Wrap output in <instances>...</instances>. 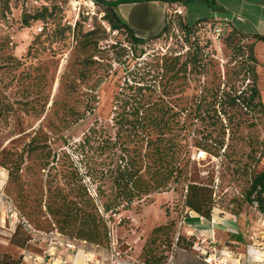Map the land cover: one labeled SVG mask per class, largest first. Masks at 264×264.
<instances>
[{"label": "rangeland", "instance_id": "1", "mask_svg": "<svg viewBox=\"0 0 264 264\" xmlns=\"http://www.w3.org/2000/svg\"><path fill=\"white\" fill-rule=\"evenodd\" d=\"M44 6L56 11L38 37L43 23L25 27L22 17ZM92 7H85L76 19L63 0H0V197L13 201L33 228L47 232L55 229L51 210L62 205L63 193L77 201L89 200L90 209L96 206L104 218L102 227L108 236L99 247L78 245L83 256L89 253L85 261L141 264L147 244L163 264H209L201 254L209 244L203 240L210 238L221 250L234 252L231 264L264 262V214L245 200L251 175L264 168V41L255 42L253 65L263 110L249 114L250 125L227 131L224 146L214 145L212 153L195 147L192 138L208 131L221 138L220 126L213 129L196 122L192 127L196 135L183 141L189 150L183 154L189 160V178L213 188V213L221 215L222 221L199 224L200 219L187 218L192 212L184 205L186 189L173 180L149 196L135 198L127 210L102 214L98 206L116 190L109 175L114 176L131 158L139 166L143 162L145 147L135 125L138 101L131 96L141 93L138 86H145V99L159 100L172 112H180L182 122L188 117L191 123L189 109L184 108L199 96L210 100L217 88L229 89L235 84L243 89L250 80L243 81L241 58L233 56L223 37L215 34V24L224 20L205 18L212 29L203 33L213 39L214 54L203 69L190 65L173 81L163 54L179 48L177 38L166 35L138 46L125 33L110 28L103 18V6ZM178 9L170 5L167 12L179 14L175 13ZM183 15L191 24L207 14L190 9ZM93 29L94 34L85 36ZM123 47L129 51L126 56ZM183 61L184 55L179 64ZM4 103L12 107L10 113H1ZM179 128L173 122L167 138L178 142ZM4 207L8 215L6 202L0 201L1 213ZM163 224H169L166 234H159L161 238L155 242L152 231ZM212 230L216 232L207 235ZM108 237L111 244H107ZM16 239L23 247L16 248L12 239L14 246L1 239L0 258L10 254L18 264H31L24 257L45 254L48 247L39 236L27 242L24 231ZM76 251L67 249L68 254ZM95 251L100 254L97 258L90 255Z\"/></svg>", "mask_w": 264, "mask_h": 264}, {"label": "trees", "instance_id": "2", "mask_svg": "<svg viewBox=\"0 0 264 264\" xmlns=\"http://www.w3.org/2000/svg\"><path fill=\"white\" fill-rule=\"evenodd\" d=\"M63 1L66 3V0ZM94 1L96 4L103 6L105 11L103 18L110 28L125 33L131 42L138 46L148 40L158 39L166 35L170 38H177L179 48L171 50L170 55L167 53L163 54V58L168 63L166 64V72L173 73L171 75L173 81H175V76L180 74V72H187L190 65L203 69L207 58L214 54L213 39L210 36H204L206 33H203L207 29H212V25H209L208 23L210 22L206 21L205 18H199L190 24L185 20L184 15L167 12L164 29L157 35L142 38L136 36L128 24L122 20L115 6L106 5L102 0ZM180 1L188 2L187 0ZM55 11L48 6H44L33 14L25 13L22 17L23 25L30 27L33 22L41 21L43 27L38 33V37H40L47 30L51 19L53 20ZM77 23L76 25H78ZM217 26L215 24L214 30ZM95 31V29L90 30L85 36L92 35ZM221 36L226 47L231 50L232 55L241 58L243 67L241 72L243 70L244 74L243 81L250 80L247 87L242 89L232 84L229 89L224 88L221 90V88H217L211 92L210 100H208L207 96H199L194 104L189 108H184L186 111L189 109L188 114L192 119L191 123H188V117L182 122L180 112H172L170 106H166L159 100L148 101L145 99L143 94L145 86H138L137 89L141 93H134L131 96L138 101L136 114L138 123L134 124L138 125L140 140L143 141L145 147V153L142 154L143 162L139 166L131 158L124 166H120L116 170L114 176L112 174L109 175V177H113V187L116 190L112 198L106 200L102 206H98L102 214L110 213L113 215L122 209L127 210L135 198L149 196L173 180L176 183L184 184L186 189L184 205L188 208V211L195 212L205 219H212L216 205L213 198L214 190L210 186L190 180L188 175L189 160L185 161L186 155H183L188 153L189 150L188 146L183 144V141H188L193 134L196 135L192 128L196 122H202L204 125L213 127V129H217L220 126L223 133L221 138L213 136V131H208L202 136L192 138L195 147L212 153L214 145L218 148L224 146L227 131H231L234 126L250 125L249 114L253 116L263 110L253 65L256 63L255 42L264 41V36L246 34L235 26L229 25V23L225 25L223 33L218 37ZM244 41H250L251 43L243 44ZM122 50L123 56L129 54L126 47H123ZM183 55L185 61L179 64ZM131 88L133 89V86ZM10 110H12V107L9 108L4 103L1 113H10ZM173 122L180 125L178 142L173 141L172 138H167L172 131ZM167 140H172L173 143H165ZM171 146H175V149L172 150ZM170 149L172 152H169ZM168 157L173 159L174 162L167 160L169 159ZM142 169H144V172ZM9 173L10 175L13 174L11 170H9ZM101 195H104V193H101ZM62 198V205L56 210H51V213L56 217V222H54L53 226L69 240L76 243L85 242V245L90 244L94 247L104 245L101 241L108 236V233L107 229L104 230L102 227L104 218L100 215L96 206L90 209L89 200L77 201L70 199L64 193ZM245 200L255 205L264 214V168L261 172L251 175V180L245 193ZM11 202L13 203V201ZM14 206L17 208L15 204ZM168 226L169 224H163L153 229L152 237L155 242L161 238V236H158L159 234H166ZM66 230H71L74 233L68 234ZM22 231L27 234V242L32 239V236L22 226H17L12 241L20 247H23L24 243L18 242L16 238ZM75 233L76 235L74 236L73 234ZM180 239L178 237L177 244H179ZM110 240L108 237L107 244H111ZM192 243H194L192 245L195 247V241ZM143 249L144 255L141 264H163L162 258L153 250H149L147 244L144 245ZM0 264H18V262L10 254H5L0 258Z\"/></svg>", "mask_w": 264, "mask_h": 264}, {"label": "crops", "instance_id": "3", "mask_svg": "<svg viewBox=\"0 0 264 264\" xmlns=\"http://www.w3.org/2000/svg\"><path fill=\"white\" fill-rule=\"evenodd\" d=\"M104 3H118L115 8L122 20L128 24L136 36L149 38L159 34L166 25L167 10L170 5L179 7V10L187 12L194 9L196 12H204L206 17H217L235 26L246 34H260L264 36V0H187L185 3L180 0H102ZM1 188V185H0ZM1 210V209H0ZM187 218L199 220V224H219L222 221V216L213 213L212 219H201L197 213L192 212ZM0 234L1 239L7 241L10 246L11 239L16 231V226L11 222L9 215L6 214L5 207L0 212ZM188 220V219H187ZM215 230L210 231L211 236ZM216 232V231H215ZM33 242V241H31ZM19 248L18 246H15ZM25 252V249L23 250ZM81 250L74 254H68L65 246H58L52 260L42 262L41 259H28L31 264H61L62 261H69V264H87L85 261L86 254ZM36 256L42 257L44 254L34 252ZM94 257V255H91ZM96 260L92 264H99Z\"/></svg>", "mask_w": 264, "mask_h": 264}, {"label": "built area", "instance_id": "4", "mask_svg": "<svg viewBox=\"0 0 264 264\" xmlns=\"http://www.w3.org/2000/svg\"><path fill=\"white\" fill-rule=\"evenodd\" d=\"M66 3H67V6H69L76 14V17H77L76 19H79V17L81 16V12L83 13V9L85 7L93 8L92 6L96 4L94 0H66ZM175 13H179L183 15V12L180 11L179 9ZM226 24L227 22L225 21H222L218 24V26L215 29V34L217 36H220L223 33ZM0 201L6 202V208H7V212H8L11 222L16 227L19 225L22 226V228H24V230L32 236V239L30 240V242L36 241L37 236H39V238H42L43 240L47 242L48 247L46 248L45 254L42 257L36 256L33 253H30L27 256V258L41 259L42 262L45 263L47 259L49 261L52 260V258L55 255V249L57 245L65 246V248H67L70 251L80 250L81 248L78 247V245L85 246L86 244L85 242L76 243L74 241L69 240L64 234L59 232L57 228H55L51 232L40 231V230H37L36 228H33L32 225L29 223V221L20 215L19 211L17 210V208L14 206V204L11 201H9L7 198H4L2 196L0 197ZM207 239L203 240V243L205 241L209 242L208 250L203 249V252L201 254L204 257V260L209 264H231L230 259L233 258L234 252L229 249H226L225 251L221 250L217 246L216 241L214 239H210V238H207ZM197 244H200V241H198ZM86 255H89V253H86ZM90 255H94V257L97 258V255H100V254L96 253L95 251L93 253H90ZM93 262H94L93 260L88 258L87 264H92ZM113 262L115 264H124L117 260H114ZM61 264H69V263L67 261H62ZM260 264H264V262H261Z\"/></svg>", "mask_w": 264, "mask_h": 264}, {"label": "water", "instance_id": "5", "mask_svg": "<svg viewBox=\"0 0 264 264\" xmlns=\"http://www.w3.org/2000/svg\"><path fill=\"white\" fill-rule=\"evenodd\" d=\"M106 5H109V6H115V5H117L118 3H105Z\"/></svg>", "mask_w": 264, "mask_h": 264}]
</instances>
